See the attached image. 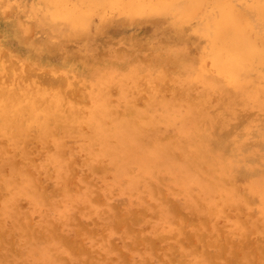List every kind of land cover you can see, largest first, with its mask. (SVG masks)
I'll list each match as a JSON object with an SVG mask.
<instances>
[{
	"label": "rangeland",
	"instance_id": "374dc122",
	"mask_svg": "<svg viewBox=\"0 0 264 264\" xmlns=\"http://www.w3.org/2000/svg\"><path fill=\"white\" fill-rule=\"evenodd\" d=\"M234 2L247 10L255 34L264 38V17L254 9L255 0ZM201 11L204 14L195 23L208 33L220 12L207 4ZM161 18L156 23L143 22L137 29L116 25L115 38L104 45L111 46L127 64L147 67L149 62L140 60L151 57L155 50L169 54L179 37L172 18ZM5 27L0 21V42ZM187 32L193 36L195 31L188 28ZM11 48L15 54L17 49L14 45ZM195 48L194 54L206 51L205 47ZM14 56L11 60L22 65L23 61ZM165 61L171 69L178 66L167 58ZM75 75L68 73L71 84L64 90L76 93L80 99L75 103L89 105L92 85ZM141 80L134 88L109 86L106 106L113 115L107 116V125L114 119L144 123V132L133 142L135 145H119L117 149L113 143L117 149L114 156L101 140L87 135V129L58 131L57 146L34 133L17 143H6L0 136V264H264V209L259 193L250 189L253 184L254 189L264 184V110L245 109L239 103L233 105V100L227 104L218 99V88L196 81L190 86L188 83V94L193 98L205 96L203 106L197 102L203 115L188 116L183 109L187 106L181 102L176 113L161 110L158 124L149 123L146 116L155 114L145 100L149 83ZM175 84L169 81L171 89L163 90L162 104L176 96ZM132 99L135 111L140 112L138 121L135 114H126ZM202 132L208 139L199 142L195 136ZM247 138L251 146L245 144ZM202 145L216 157L218 166L212 157H206L199 163L198 172L190 171L189 159ZM171 146L173 154L167 159L151 154L152 149ZM248 147L251 149L246 152ZM235 153L238 156L234 157Z\"/></svg>",
	"mask_w": 264,
	"mask_h": 264
},
{
	"label": "bare ground",
	"instance_id": "6f19581e",
	"mask_svg": "<svg viewBox=\"0 0 264 264\" xmlns=\"http://www.w3.org/2000/svg\"><path fill=\"white\" fill-rule=\"evenodd\" d=\"M206 4L212 8H218L220 12L219 18L208 33V30L203 31L204 29L202 30L195 23L196 18L204 14L201 13L204 11L201 9ZM254 9L264 17V0H255ZM246 11L241 10L234 0H0V21L6 24L4 39L0 42V136L6 143H17L20 139L34 133L36 137L48 139L57 146L60 142L58 131L70 132L87 129V135L101 140L105 144L106 151L114 156L119 145L126 146L130 143L135 145L133 142H137L144 132V123L138 121L140 112L135 111V100L132 99L128 101L126 114L127 116L135 114L138 122L114 119L111 125H107V116L113 115L106 106L110 99L109 86L119 84L122 89L134 88L141 79L149 83V88L145 87L146 90H144L147 95L145 100L155 114L150 117L146 116L149 123L158 124L161 120L158 117L161 114L158 113L159 111L174 112L176 108L179 109L182 106L181 102H185L187 108L183 109L188 116L199 114L200 117L203 111L199 112L197 102L203 106L205 96L199 97L198 95V98H193L188 94V83L190 86V82L196 81L218 88L221 91L218 99L225 100L227 104L233 100V105L239 103L245 109L257 107L264 110V38L255 34L253 23L246 15ZM162 16L172 18L179 37L178 40H176L178 35L175 37L177 43L169 48V54L165 53L166 50L157 54L155 50L154 55L140 60L142 63L149 62L146 64L147 67L141 63L131 64L129 62L130 64H127L111 46L104 45L109 44V41L115 38L113 29L116 25L124 26L128 30L131 27L137 29L143 22L154 21L156 23ZM188 28L195 31L192 32L193 36L188 35L191 34L187 32ZM148 29L147 31L150 32L151 28ZM11 45L17 49L15 54H13ZM195 47H205L206 51L202 53L198 51L199 54H194L192 51L196 49ZM13 55L17 56L20 62L23 61V64L19 66L12 61ZM137 55L140 54L137 53ZM166 58L167 61H172L179 67L169 68L168 62L165 61ZM207 59L211 61L212 69L208 67ZM6 61L10 62L5 64ZM173 68L176 70L174 71ZM172 70L173 73H171ZM69 72L75 73L76 77L84 78L92 85L88 93L90 104L83 101L89 105L75 103V100L80 99L76 93L70 94L67 91L69 89L66 90L67 92L64 90V87L71 84L67 76ZM169 81L176 82L177 94L169 102L165 100L167 102L165 105L161 102L163 101V90L171 89L168 88ZM137 88L132 91L134 95ZM224 91L225 93H222ZM166 96L165 99H167ZM121 114L124 113L121 112ZM208 121L210 122L209 119ZM206 126L209 128V125L206 124ZM202 133L195 136V139L200 140L199 142L208 139V136ZM248 136L251 135L248 134ZM112 138L115 141H112ZM249 140L250 138H247L245 144L251 146ZM113 143L117 145V149ZM249 149L251 147H248L246 152ZM151 151L152 155L167 159L173 154V147H158ZM192 155L189 159V165L192 166L190 171L198 172L199 163H202L206 157H212L215 160L213 163L218 166V160L206 147L197 151L196 155L194 153ZM242 156L239 155L240 158ZM257 185L260 186V183ZM254 186L256 185L253 184L250 189L259 193L264 209V184H261L260 189H257L258 187L254 189Z\"/></svg>",
	"mask_w": 264,
	"mask_h": 264
}]
</instances>
